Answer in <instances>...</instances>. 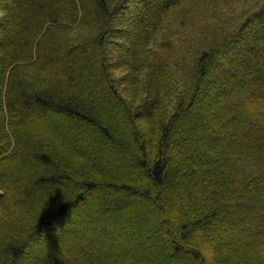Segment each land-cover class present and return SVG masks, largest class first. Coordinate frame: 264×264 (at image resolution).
Here are the masks:
<instances>
[{"label":"trees","instance_id":"obj_1","mask_svg":"<svg viewBox=\"0 0 264 264\" xmlns=\"http://www.w3.org/2000/svg\"><path fill=\"white\" fill-rule=\"evenodd\" d=\"M181 1L0 0V215L13 186L27 218L0 264H264V4L185 59L166 21ZM126 195L161 263L94 247L144 240ZM69 234L85 245L44 249Z\"/></svg>","mask_w":264,"mask_h":264},{"label":"rangeland","instance_id":"obj_2","mask_svg":"<svg viewBox=\"0 0 264 264\" xmlns=\"http://www.w3.org/2000/svg\"><path fill=\"white\" fill-rule=\"evenodd\" d=\"M181 2L182 3L179 4L174 11L168 14L166 21L168 23L167 27L172 28L173 32H175L174 40L176 41L177 49L181 51V56L185 57V59L189 56L188 49L194 50L196 46H202L208 38H212L215 35L218 37V41H221L229 30H236L246 16H249L257 9L259 10L264 4V0H182ZM258 22L259 20L252 22L250 27L255 26V24L257 25ZM221 26L223 27L221 28ZM199 30L201 34L196 33V31ZM158 55L165 57L164 52L163 54ZM226 60H229V58L225 57L224 53H218V56L216 57L217 62L223 63ZM117 75L118 72L114 74V76ZM5 86L3 84V87ZM4 92L3 89V93ZM27 119L30 121V114L27 116ZM33 119L37 120L35 117H33ZM19 165V160L15 158L6 162L3 167H8L11 176H14L17 174ZM139 180L143 182L142 177H140ZM12 187L13 186H11V189H8L6 193V196L8 197L5 202L6 207H1L3 213L0 215V222H3V224H0V233L5 230L11 235L13 234L12 236H17V227L15 226V230L13 228H8V222L14 221V223H16L18 221L17 215L24 210L25 205L24 203H16L14 189ZM124 198L127 199L130 205L129 215H134V212H137L140 216L138 217V221L135 220V222H133V227L138 231L139 236L144 238V240H140L137 236L128 232L119 234L118 237H111L107 234H102V237L98 236L101 237V240H97L99 243H96V241L94 247H96L101 253L106 251L122 252L124 250L134 249L138 253L141 251L140 253L146 255L147 259L161 263L167 254V249L160 244L163 240L161 235L157 236L154 240H157V243L150 240L154 218L147 212H145V214L141 213L143 212V209L146 211V202L138 197L133 198L131 195H126ZM262 215L264 214H261L260 216ZM21 217L22 220L17 223H25L27 221L24 214H22L20 218ZM231 230L232 226L228 222L223 227L221 234L227 239L231 238L234 234ZM95 238L96 237L94 236V240ZM76 241H79V245H85L81 236L69 234L64 239L62 238V240L58 242H53L54 244L47 240V242H44L43 247L44 249L46 248L47 251L54 248L62 249L65 248L67 244L69 246L74 245ZM101 241L103 242L102 244ZM70 257H75V255L70 254ZM29 258L30 257H25L24 261H29Z\"/></svg>","mask_w":264,"mask_h":264}]
</instances>
